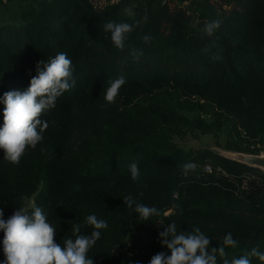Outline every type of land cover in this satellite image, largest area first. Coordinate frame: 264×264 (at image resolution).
<instances>
[{
  "label": "trees",
  "instance_id": "16d2710c",
  "mask_svg": "<svg viewBox=\"0 0 264 264\" xmlns=\"http://www.w3.org/2000/svg\"><path fill=\"white\" fill-rule=\"evenodd\" d=\"M214 1L106 0L98 9L91 0H0V96L26 89L37 63L59 52L71 58L76 80L42 117L43 141L18 164L0 150L5 219L33 199L27 209L42 207L63 244L74 239L73 225L90 235L86 217L95 214L108 228L88 253L94 264H149L166 250L158 233L173 221L181 231L200 228L213 247L231 232L239 244L226 248L229 261L264 251V172L177 142L212 136L226 151L264 152V0ZM214 19L221 27L202 36ZM108 22L134 25L124 50L104 31ZM133 49L142 55L134 59ZM120 75L126 83L108 103L104 92ZM189 162L196 168L185 176ZM129 195L162 215L141 220L124 204ZM2 239L0 231V260Z\"/></svg>",
  "mask_w": 264,
  "mask_h": 264
},
{
  "label": "clouds",
  "instance_id": "9594fccd",
  "mask_svg": "<svg viewBox=\"0 0 264 264\" xmlns=\"http://www.w3.org/2000/svg\"><path fill=\"white\" fill-rule=\"evenodd\" d=\"M129 15L132 9L126 10ZM221 27L219 19L210 20L203 24L202 36L213 37ZM134 25L127 22H108L104 24V31L111 33V42L119 50H124L129 34ZM145 43L150 37H143ZM134 59L139 53L131 50ZM213 59L222 57L214 55ZM36 74L31 77L29 86L24 90H10L0 96L3 108V124L0 125V150L3 159L18 164L29 148H35L43 141L44 132L48 128V121L42 117L56 107V101L66 91L76 85L74 67L67 53L59 52L54 57L41 60L35 68ZM126 83V78L120 75L112 80L104 92V100L114 103L119 90ZM194 163L182 165L185 176L195 171ZM131 179L139 181L141 173L136 162L128 165ZM128 208H133L143 221H151L153 217H160L162 212L155 206H148L129 195L123 198ZM180 209V204H174ZM86 223L93 227L90 235L79 234L80 225L72 226L73 238H67L64 243L54 240L56 225H53L47 212L40 206H34L31 211L25 207H17L13 214L5 219L4 209L0 208V231L3 232L2 250L5 256L0 264H94L89 251L101 238V230L108 228L104 219L95 214L86 217ZM163 225L161 223H157ZM160 243L166 247L153 255L149 264H218V258H223V264H253L252 257L264 264V251L258 248L250 252L226 259V248H236L239 244L231 232L223 237L222 245L211 246L212 238L200 228L191 231H181L176 222L167 223L163 231L158 233ZM170 252V254H169Z\"/></svg>",
  "mask_w": 264,
  "mask_h": 264
},
{
  "label": "rangeland",
  "instance_id": "374dc122",
  "mask_svg": "<svg viewBox=\"0 0 264 264\" xmlns=\"http://www.w3.org/2000/svg\"><path fill=\"white\" fill-rule=\"evenodd\" d=\"M98 9H101L105 4H106V0H91ZM114 2H119L120 0H112ZM216 4H220L219 1H214ZM186 4H190L189 2H185L183 4V6H185ZM188 14L192 13L191 10L187 9ZM214 138L212 136H198L195 137L194 135H188V137L184 140H177V142L181 145L184 146L185 148L189 149V148H204V147H209L213 150H215L216 152L220 153L221 155H225L228 157H232L236 159V153L235 152H230V151H226L221 147H217L215 145L214 142ZM262 155H264V152L261 153ZM238 158V157H237ZM33 203V199H28L25 203V208H29L31 207Z\"/></svg>",
  "mask_w": 264,
  "mask_h": 264
},
{
  "label": "water",
  "instance_id": "95a60500",
  "mask_svg": "<svg viewBox=\"0 0 264 264\" xmlns=\"http://www.w3.org/2000/svg\"><path fill=\"white\" fill-rule=\"evenodd\" d=\"M236 153V159L235 158H230L232 160H236L239 162H242L244 164H247L249 166L257 167L260 168L261 170H264V155L262 154H247V153H240V152H235ZM238 157V158H237Z\"/></svg>",
  "mask_w": 264,
  "mask_h": 264
},
{
  "label": "built area",
  "instance_id": "2783aa9c",
  "mask_svg": "<svg viewBox=\"0 0 264 264\" xmlns=\"http://www.w3.org/2000/svg\"><path fill=\"white\" fill-rule=\"evenodd\" d=\"M106 4H107V2H106ZM204 169H205L206 172H212L213 171L212 166L209 165V164H207ZM262 171L264 172V170H262Z\"/></svg>",
  "mask_w": 264,
  "mask_h": 264
}]
</instances>
